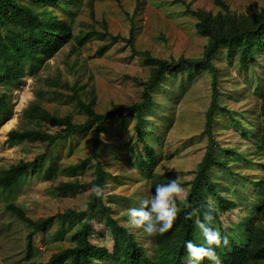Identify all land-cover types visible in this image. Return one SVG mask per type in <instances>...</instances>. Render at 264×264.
<instances>
[{
    "label": "rangeland",
    "instance_id": "obj_1",
    "mask_svg": "<svg viewBox=\"0 0 264 264\" xmlns=\"http://www.w3.org/2000/svg\"><path fill=\"white\" fill-rule=\"evenodd\" d=\"M16 1L28 4V0ZM220 2L77 0L68 3L63 0L54 12L69 23L72 39L32 71L26 68L20 82L0 86V92L7 94L8 106L6 112H0V174L20 160H33L44 149L40 142L11 144L8 142L9 130L52 132L56 127L24 116V110L33 101H39L43 108L56 115H70L75 122H83L87 117L73 99L75 90L84 102L91 103L99 112L116 104L127 107L142 97L143 86L134 78L148 79L152 71L143 53L168 60L203 56L209 37L199 33V19L191 10L203 9L214 16L221 13L245 24L264 12V0ZM64 4L68 11L61 9ZM132 25L136 30L137 54L126 41ZM81 37L85 38L84 43H80ZM102 47H106L103 52L100 51ZM212 61L218 69L219 103L227 109L217 111L212 136L219 146L216 155L225 159L231 169L215 166L211 176L221 194L236 200V207L226 213L217 207L221 226L227 228L231 222L241 221L250 213L258 218L255 205H264V195L250 183V179L264 177L260 167L262 157L257 151L264 97V50L242 61L239 51L220 47ZM212 80L211 71H204L193 79L185 72L166 74L154 92V101L143 111V140L135 127L134 116L115 117L101 138L99 156L109 174L104 185L105 194H108L105 203L111 208V215L133 231L150 254L151 236L142 229L133 228L128 216L129 208L139 207L142 199L154 195L149 171L137 158L148 153L146 145H152L156 153L153 174L179 176L189 189L186 182L194 177L209 144L204 129ZM91 143L89 133H78L69 140L59 141L52 148V157L55 156L61 170L55 177L48 179L43 175L49 166L47 162L41 171L30 173L24 182L12 189L0 187V264H43L53 253L72 245V230L65 225L60 233L61 226L56 221L49 229L35 235V251L28 256L26 240L30 228L8 211L6 205L21 206L34 220L67 209H84L92 186L66 196L57 186L75 180L88 184L94 179L93 161L77 175L62 172L64 166L90 156ZM213 223L218 224V220ZM93 225L96 234L92 241L111 249L113 240L105 219L99 217ZM187 264L193 263L189 260ZM258 264H264V261Z\"/></svg>",
    "mask_w": 264,
    "mask_h": 264
},
{
    "label": "trees",
    "instance_id": "obj_2",
    "mask_svg": "<svg viewBox=\"0 0 264 264\" xmlns=\"http://www.w3.org/2000/svg\"><path fill=\"white\" fill-rule=\"evenodd\" d=\"M63 0H28V4L16 0H0V86L7 83H18L22 80L26 68L31 71L37 65L55 55L73 37L72 28L68 22L58 18L55 8H60ZM65 1V0H64ZM74 3L77 0H67ZM220 2V0H218ZM60 3V4H59ZM221 3V2H220ZM64 4L61 9L66 10ZM199 19L197 28L200 34L209 37V43L202 57L179 59H164L154 57L148 52L143 53L145 62L151 66L152 71L148 79L134 78L143 86L141 100L127 107L120 104L113 105L105 112L97 111L91 103H86L75 90L73 99H76L79 108L84 110L87 117L83 122H75L70 115L59 116L42 107L37 100L33 101L23 112L29 120H39L54 125L52 132L40 129H11L8 131V142L18 144L24 142H40L44 145L42 152L33 160H20L0 174V187L12 189L24 182L30 173L41 171L49 162V166L43 171V175L51 179L58 174L59 166L56 163L53 150L59 141H66L78 133H89L92 138L91 154L62 168L66 175L74 176L79 171L89 167L93 161L95 177L90 183L75 181L61 182L57 189L62 195H70L77 190L99 184L104 187L107 183L108 172L99 156L101 138L107 132L112 120L119 116L123 119L134 116L136 129L143 140L142 122L143 111L154 101V92L166 74L186 73L190 79L196 78L204 71H211L212 96L206 111L205 134L208 135L209 144L205 153L197 165L194 177L186 182L189 187L187 206L177 201L180 212L174 222L173 228L163 235L151 236V254L146 246L141 245L136 235L128 227L120 224L111 215V208L105 200L97 198L93 193L89 196L86 207L82 210L67 209L55 215L41 217L37 220L29 217L21 206L8 203L6 209L16 215L29 226L27 234L26 254L30 256L35 251V235L49 229L56 221L61 226L60 233L67 225L72 230V245L53 253L43 264H187L190 260L185 249V243L191 240L197 245H206L202 233L196 227L197 218L203 220L206 205L211 201L216 208L214 212L218 228L222 236H227V246L215 247L219 264H258L264 261V205H255L258 218L253 213L243 216L241 221L231 222L227 228L221 226V212L231 211L236 207V200L227 198L220 193L216 186L211 171L213 167L220 166L223 169H231V165L225 159L219 158L215 151L219 148L212 136L213 120L218 110L227 111L219 103V90L217 86V67L212 58L220 47H226L229 51H239L241 60L252 58L256 53L264 50V12L257 18H253L245 24L236 21L230 16L225 17L221 13L213 15L203 9L191 10ZM136 30L131 26L126 41L137 54L135 47ZM85 38H80L84 43ZM106 47L100 49L104 51ZM7 94L0 92V112L7 111ZM262 125L257 151L262 157L261 169L264 171V97L261 104ZM243 129V128H242ZM148 153L140 154L137 158L139 164L149 171L150 186L153 193L159 184L168 183L175 179L170 174H153L152 164L156 153L152 145H146ZM233 152V151H232ZM243 156V154H238ZM246 158V157H245ZM246 160H249L246 158ZM250 183L264 195V177L250 179ZM183 184H185L183 182ZM108 197V194H105ZM254 206V207H255ZM260 214V215H259ZM102 217L106 221L108 234L113 240L112 248L95 244L92 237L95 236L93 222ZM190 217V218H189ZM192 262V261H191ZM193 263V262H192ZM216 262L205 258L195 264H214ZM30 264H38L31 262Z\"/></svg>",
    "mask_w": 264,
    "mask_h": 264
},
{
    "label": "clouds",
    "instance_id": "obj_3",
    "mask_svg": "<svg viewBox=\"0 0 264 264\" xmlns=\"http://www.w3.org/2000/svg\"><path fill=\"white\" fill-rule=\"evenodd\" d=\"M91 191L97 198H107L105 188L99 184L93 185ZM188 196L189 189L184 186L179 176L170 179L168 183L159 184L154 195L142 199L139 207L128 209L130 225L135 229H142L148 236L163 235L173 228L180 212L177 201L187 206ZM205 207L203 220L197 218L195 224L202 233L206 245H197L189 240L185 243V249L193 264L205 258L219 264V257L213 246L217 248L227 246L229 240L227 236L221 235L218 228L212 226L215 220V205L210 201Z\"/></svg>",
    "mask_w": 264,
    "mask_h": 264
}]
</instances>
